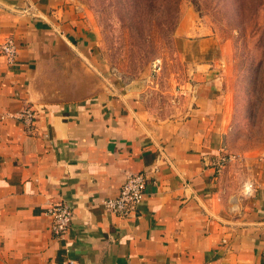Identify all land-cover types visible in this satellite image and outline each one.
Returning <instances> with one entry per match:
<instances>
[{"label": "crops", "instance_id": "1", "mask_svg": "<svg viewBox=\"0 0 264 264\" xmlns=\"http://www.w3.org/2000/svg\"><path fill=\"white\" fill-rule=\"evenodd\" d=\"M188 31H183L187 34ZM0 264H264V155L218 173L225 107L213 63L188 62L173 117L108 84L93 30L67 0H0ZM36 112L26 129L15 118ZM128 173L146 178L126 217L105 210ZM66 204L62 239L47 208Z\"/></svg>", "mask_w": 264, "mask_h": 264}, {"label": "rangeland", "instance_id": "2", "mask_svg": "<svg viewBox=\"0 0 264 264\" xmlns=\"http://www.w3.org/2000/svg\"><path fill=\"white\" fill-rule=\"evenodd\" d=\"M94 33L108 84L173 117L188 62L213 63L225 107V169L264 155V0H67ZM188 31L190 35L183 34Z\"/></svg>", "mask_w": 264, "mask_h": 264}, {"label": "built area", "instance_id": "3", "mask_svg": "<svg viewBox=\"0 0 264 264\" xmlns=\"http://www.w3.org/2000/svg\"><path fill=\"white\" fill-rule=\"evenodd\" d=\"M0 55L8 66L17 61L18 45L13 37H7L0 42ZM15 118L22 123L26 129H30L35 122L36 112L31 106L23 107L15 115ZM226 155L221 156L215 163L216 171L219 173L228 162ZM146 178L142 173H128L120 187L119 192L102 202L105 210L126 217L131 213L144 197ZM49 219V229L55 239H62L66 234L72 220L71 209L62 202L51 204L46 210ZM69 264H73L70 261Z\"/></svg>", "mask_w": 264, "mask_h": 264}]
</instances>
